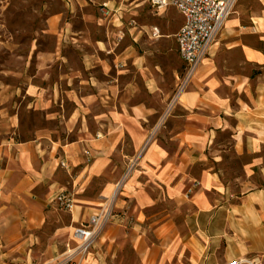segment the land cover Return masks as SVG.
I'll return each mask as SVG.
<instances>
[{
    "label": "rangeland",
    "instance_id": "374dc122",
    "mask_svg": "<svg viewBox=\"0 0 264 264\" xmlns=\"http://www.w3.org/2000/svg\"><path fill=\"white\" fill-rule=\"evenodd\" d=\"M181 23L174 7L157 9L148 0H0V159L10 144L36 142L45 150L74 144L78 159L62 156L69 165L60 160L55 174L61 192L81 206V223L88 219L86 210H111L88 251L67 262L77 245L70 226L58 238L64 250L46 263L39 251L53 230L39 232L34 264H217L228 255L257 257L264 264L259 232L248 231L243 239L223 230L209 245L201 232L191 231L188 222L197 208L189 193L172 197L154 182L150 199L135 201L123 192L144 169L149 148L167 139L162 129L183 114L179 102L189 83L178 93L184 65L173 37ZM135 106L148 114L139 123L130 113ZM250 161V155L234 151L228 134L216 136L206 163L232 202L242 185L264 187ZM129 166L119 192L105 195L103 187L115 188ZM30 190L40 198L46 193L41 184ZM26 196L21 197L33 205ZM42 199L45 208L69 221L70 208Z\"/></svg>",
    "mask_w": 264,
    "mask_h": 264
},
{
    "label": "crops",
    "instance_id": "0c3cea01",
    "mask_svg": "<svg viewBox=\"0 0 264 264\" xmlns=\"http://www.w3.org/2000/svg\"><path fill=\"white\" fill-rule=\"evenodd\" d=\"M140 69L148 74L147 67L141 65ZM150 82L148 85L156 88ZM179 103L183 114L174 115L171 125L162 129L167 139L149 148L144 169L124 186L125 197L150 199L151 182L158 186L155 189L164 186L172 197L189 193L197 210L188 227L201 232L209 245L218 241L223 230L243 239L252 230L264 236V187L242 185L238 201L232 202L226 197L229 192L221 185L218 172L206 163L216 136L226 133L237 154L251 156L249 168L257 167L264 181V0L236 1ZM130 111L138 123L148 115L142 106L130 107ZM139 143L138 137L135 144ZM5 149L0 159V264H34L39 232L46 228L53 232L42 251L38 250V258L41 263L51 262L64 250L59 236L69 226L73 233L72 229L81 224V206L73 203L69 221H63L59 213L45 208L43 197L30 189L41 184L46 187L45 200H54L62 191L55 176L59 162L69 165L62 156L74 161L78 147L55 145L45 150L33 142L10 144ZM27 159L30 168L20 165ZM113 189L114 184L107 183L103 193L108 195ZM25 194L33 205L23 200ZM92 213L86 210L85 215ZM236 257L246 256L228 255L226 259ZM89 261L96 262L93 257Z\"/></svg>",
    "mask_w": 264,
    "mask_h": 264
},
{
    "label": "built area",
    "instance_id": "2783aa9c",
    "mask_svg": "<svg viewBox=\"0 0 264 264\" xmlns=\"http://www.w3.org/2000/svg\"><path fill=\"white\" fill-rule=\"evenodd\" d=\"M157 9L174 7L182 17V23L174 33L178 56L184 64V73L179 79L178 93H182L193 78L202 59L208 54L226 19L233 12L237 0H148ZM156 35V32H154ZM130 166L112 192L114 197L129 175ZM55 200L61 207L71 208L72 201L64 193ZM111 214L110 206H102L92 213L85 223L73 230V239L77 242L74 252L66 256V262L74 255L84 254L91 247L94 237ZM217 264H260L257 257H239L224 260Z\"/></svg>",
    "mask_w": 264,
    "mask_h": 264
}]
</instances>
